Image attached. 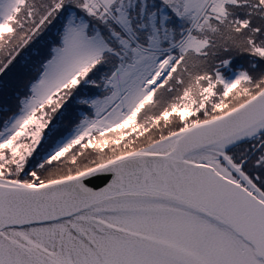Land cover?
I'll use <instances>...</instances> for the list:
<instances>
[{"label": "snow or ice", "instance_id": "1", "mask_svg": "<svg viewBox=\"0 0 264 264\" xmlns=\"http://www.w3.org/2000/svg\"><path fill=\"white\" fill-rule=\"evenodd\" d=\"M0 264H264V0H0Z\"/></svg>", "mask_w": 264, "mask_h": 264}, {"label": "rangeland", "instance_id": "2", "mask_svg": "<svg viewBox=\"0 0 264 264\" xmlns=\"http://www.w3.org/2000/svg\"><path fill=\"white\" fill-rule=\"evenodd\" d=\"M146 135H147V134H146ZM107 151H108V150H107V149H105V153H107Z\"/></svg>", "mask_w": 264, "mask_h": 264}]
</instances>
